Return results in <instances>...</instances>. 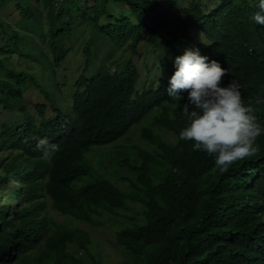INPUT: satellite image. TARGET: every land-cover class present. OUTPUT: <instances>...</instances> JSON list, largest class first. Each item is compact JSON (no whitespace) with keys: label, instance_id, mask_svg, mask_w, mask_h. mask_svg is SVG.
I'll return each instance as SVG.
<instances>
[{"label":"trees","instance_id":"obj_1","mask_svg":"<svg viewBox=\"0 0 264 264\" xmlns=\"http://www.w3.org/2000/svg\"><path fill=\"white\" fill-rule=\"evenodd\" d=\"M179 1L0 0V107L10 113L0 127V264H102L79 225L106 217L122 264H264V135L254 156L221 173L178 141L186 119L166 94L174 58L198 48L264 123V26L249 19L257 0ZM11 3L18 23L3 13ZM96 38L111 46L101 68ZM70 56L83 65L65 74ZM54 70L59 92L45 98L40 83ZM31 90L49 114L46 104L25 113ZM134 132L144 148L129 145ZM117 137L127 144L111 163L88 157Z\"/></svg>","mask_w":264,"mask_h":264},{"label":"clouds","instance_id":"obj_2","mask_svg":"<svg viewBox=\"0 0 264 264\" xmlns=\"http://www.w3.org/2000/svg\"><path fill=\"white\" fill-rule=\"evenodd\" d=\"M255 7L257 10L251 13L249 19L254 25L264 26V0H257ZM108 48L111 51V46ZM110 57L105 51L98 66L101 68L103 64L111 62ZM172 63L174 71L168 79L166 94L179 104L186 119L185 126L178 133V141L191 142L193 150L213 157L221 173L226 172L233 163L254 156L259 151L257 139L264 135V123L256 115V109L244 102L238 82L223 83V78L228 75L227 69L218 60L201 55L198 48L185 49ZM135 66L139 67L140 64ZM43 77L46 81L40 85L46 89L45 98L57 95L59 89L55 70L54 74L46 73ZM25 87L27 93L28 85ZM44 100L36 91H29L27 98H24L25 113L34 105H43ZM61 102L63 110L67 112L66 119H71L75 111L70 98H64ZM45 104L48 105L47 102ZM3 114L8 118L5 119ZM0 117V127L10 123V113L2 107ZM122 138L117 137L109 144L96 146L100 149L90 153L105 155L103 161L107 162L114 157L116 149L123 145L119 142ZM46 144V139L39 140V146ZM112 144L110 148H103Z\"/></svg>","mask_w":264,"mask_h":264},{"label":"rangeland","instance_id":"obj_3","mask_svg":"<svg viewBox=\"0 0 264 264\" xmlns=\"http://www.w3.org/2000/svg\"><path fill=\"white\" fill-rule=\"evenodd\" d=\"M190 0H180L179 1V8L183 9L185 6V3H188ZM214 3V2H212ZM14 3H11V6L9 5L7 7V12H3L4 15H8L9 13L13 14L15 18H13L12 22L16 23L20 22L22 20V18L20 17V13L19 12H14ZM179 24L182 26V23L179 22ZM172 28V27H171ZM172 30H175L176 32H181L183 30V26L180 28V30H176L174 28H172ZM193 39H195L196 43H200L203 40L201 38L198 37V34H196L195 32L192 35ZM3 42L0 43V46L2 45ZM96 49L100 50L96 57H95V64L98 65L104 55H105V51H106V55H108V53L110 52V49L107 48L103 51V49L106 47V45L104 44L103 40L101 38H96ZM109 47V46H108ZM148 46L146 44L140 45L138 51L141 53H144L146 51H148ZM121 51L118 50L116 52V55H118ZM123 57L128 58L129 53L128 52H124ZM75 57V58H72ZM82 56H70V58L68 59V61L64 64V68L66 69L64 71L65 74H70L71 72L75 73L76 71L81 70V66L83 65V60L81 59ZM133 61H135V59H132ZM70 95V94H69ZM3 117L5 119L8 118V116L6 114H3ZM1 118V117H0ZM131 143H129V145H133L134 143V147L135 148H144L145 142L142 141V139L139 137L137 132H134L133 134H131L129 136ZM166 138H169L168 136H166ZM125 139H121L119 142L120 144H124L123 143ZM115 144V143H114ZM114 144L112 145H108L106 147L103 148H110L112 147ZM100 148H93L91 151L93 150H98ZM89 158L92 157V154L90 153ZM105 159V155L99 154L96 158L97 162H101ZM106 163H111V160H108ZM115 185L119 188H122V186L120 185L119 182L115 183ZM14 203V202H13ZM2 204V203H0ZM12 206L13 204H10V209L12 210ZM57 219H59V221H62L64 218L63 217H57ZM101 222V226L98 228H91L90 226L86 225V224H80L79 226L82 227L84 230H86L92 238V246L90 248V251L96 254L100 255V261L102 264H122L124 259H125V252L121 249L118 248L115 245V234L114 231L116 229L115 223L114 222H109L108 218H104L102 220H100ZM75 224V223H73ZM77 226V223L75 224Z\"/></svg>","mask_w":264,"mask_h":264},{"label":"bare ground","instance_id":"obj_4","mask_svg":"<svg viewBox=\"0 0 264 264\" xmlns=\"http://www.w3.org/2000/svg\"><path fill=\"white\" fill-rule=\"evenodd\" d=\"M146 65V64H145ZM156 65V64H155ZM159 74V73H158ZM162 81V80H161Z\"/></svg>","mask_w":264,"mask_h":264}]
</instances>
